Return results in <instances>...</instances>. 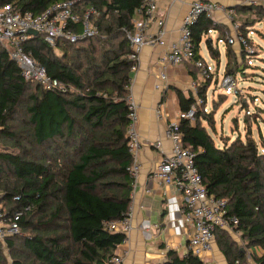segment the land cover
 <instances>
[{
	"label": "trees",
	"instance_id": "trees-1",
	"mask_svg": "<svg viewBox=\"0 0 264 264\" xmlns=\"http://www.w3.org/2000/svg\"><path fill=\"white\" fill-rule=\"evenodd\" d=\"M64 1L0 0V7L14 4L36 15ZM142 1H83V7L96 11L92 21L97 36L75 44L61 42L57 48H50L42 35L26 43L25 50L64 86L63 92L25 81L0 47L1 201L8 205L7 217L22 213L19 229L29 231L0 241L13 264H111L125 239L106 225L130 212L134 182L128 171L127 100L134 62L128 58L125 32L134 31ZM240 10L264 8H237L236 13ZM221 29L204 15L191 26L195 56L186 62L191 74H197L194 62L202 60L204 38L208 55L218 62L219 51L207 35L214 31L221 36ZM229 67L227 59L228 73ZM209 82L198 86L195 98L176 91L180 113L195 109L197 97L204 101ZM194 113L193 121H179L182 145L194 153L207 193L227 202V214L237 219L235 231L254 264H264V153L250 135L216 145L201 125L210 118ZM35 217L37 223L32 222ZM214 241L227 264H247L227 231L216 229ZM162 264L203 262L189 253L179 257L168 251Z\"/></svg>",
	"mask_w": 264,
	"mask_h": 264
},
{
	"label": "built area",
	"instance_id": "built-area-1",
	"mask_svg": "<svg viewBox=\"0 0 264 264\" xmlns=\"http://www.w3.org/2000/svg\"><path fill=\"white\" fill-rule=\"evenodd\" d=\"M86 0H68L48 6L40 14L21 12L16 5L6 4L0 7V47H2L9 58L18 66L21 76L25 81L34 82L49 91H64V86L56 79L51 78L44 67L38 64L32 54L25 50V45L37 35H42L43 41L50 48H57L61 42L70 44L78 43L84 39L98 35V29L93 24L92 17L96 11L92 7H83ZM160 0H143L137 11L140 17L139 23L134 31H126V38L129 42L131 54L129 60L134 62L131 71H135L137 61L143 48L148 45H157L163 48L159 55L157 64L161 72L154 88L161 93L167 89V70L176 68L186 62L193 60L195 53L191 37V26L201 16L213 19L215 13H222L229 22V29L226 30L224 43L227 46H238L241 53L251 55L253 53L247 39L243 36L240 24L236 22L237 8H264V0H236V3L224 7L219 0H198L193 2L186 12L178 39L175 43L167 46L165 43V21L156 16ZM155 27L152 35H147V30ZM36 32V35L30 34ZM197 69L198 80L191 81L188 89L196 96L200 84L212 81V75L204 59L194 62ZM220 88L232 89L237 94V84L233 76L227 75L222 78ZM128 104V148L132 155V164L128 169L130 176L135 183L140 165L138 152L140 149L139 135L136 129L137 105L130 96ZM164 102H159L154 110L155 117L164 121V134L171 143V152L166 154L161 151V142L155 143V148L162 155L160 161L151 172V179L162 186H174L180 193L182 200L181 219L189 226L187 253L193 257L203 259L211 252L216 229H235L238 221L235 217L227 214V202L223 199H216L209 195L202 184L194 164V153L182 145V133L179 128V121L182 119L193 121L194 109L179 113L177 120L164 119ZM150 194L149 191L146 192ZM22 213H15L7 217L0 207V241L19 234L18 221ZM106 229L112 233H121L126 237L133 230L131 212L121 221H114L106 225ZM148 231V227L145 228ZM111 264H122L120 256L110 259Z\"/></svg>",
	"mask_w": 264,
	"mask_h": 264
},
{
	"label": "crops",
	"instance_id": "crops-1",
	"mask_svg": "<svg viewBox=\"0 0 264 264\" xmlns=\"http://www.w3.org/2000/svg\"><path fill=\"white\" fill-rule=\"evenodd\" d=\"M196 1L198 0L159 1L156 16L165 21L167 46L177 41L182 20L189 6ZM219 3L228 7L235 4L236 0H219ZM212 20L222 25L225 31L229 29V22L222 13H215ZM139 21L140 17L137 16L136 25ZM154 32L155 27L151 26L147 30V35H152ZM212 32L214 46L219 51V42H225V39L220 41L218 32ZM204 40L205 38L199 49L201 57V45L204 44ZM225 48L240 52L236 45H225ZM162 52L163 48L155 44L145 46L138 57L135 71H131L129 96L137 105L136 129L140 140L138 152L140 169L131 196L130 212L133 230L126 237L127 241L122 243L115 252V255L122 258V264H162L166 260L168 251H175L179 257L187 254L190 228L181 219L180 193L174 186L159 185L150 177L162 155L155 148V143L161 142L162 152L166 154L171 152V143L164 134V121L155 117L154 110L156 105L163 101L164 119L176 121L180 113L176 91H180L185 97L188 94L193 96L188 89V84L191 81L196 82L198 75L191 74L188 70L189 64L186 63L170 68L166 73L165 93L157 91L154 85L161 72L157 60ZM225 57L227 63L226 50ZM147 191L150 194H147ZM147 227L148 231L145 230ZM225 231L237 233L235 229ZM202 262L203 264H227L216 241L213 242L211 252L205 255Z\"/></svg>",
	"mask_w": 264,
	"mask_h": 264
},
{
	"label": "rangeland",
	"instance_id": "rangeland-1",
	"mask_svg": "<svg viewBox=\"0 0 264 264\" xmlns=\"http://www.w3.org/2000/svg\"><path fill=\"white\" fill-rule=\"evenodd\" d=\"M235 20L242 25L243 34L248 39L253 53L247 55L235 52L225 48L224 42H219L220 54L219 62H217L208 56L207 49L202 44L201 54L212 75V81L206 83L208 88L204 101H201L199 97L196 98L197 106L194 110L210 118V123L202 119L201 125L211 135L216 145L222 146V143L230 145L238 139L244 141L246 136L250 135L259 151L264 153V11L240 10ZM223 28L222 26L223 35L220 36L219 32L217 34L220 41H223L226 36ZM207 38H210L213 43V32L208 33ZM225 50L229 55L230 73L225 69ZM227 75L233 76L237 84L236 95L232 89L220 88L222 78ZM18 122L16 120L15 125ZM1 194L0 192V207L6 213L8 205L1 201ZM32 222L37 223V217L33 218ZM26 234H29V231L20 229L17 237ZM228 234L235 246L244 251L246 263L254 264L240 233ZM16 247H18L17 243ZM12 261L7 246L0 244V264H13Z\"/></svg>",
	"mask_w": 264,
	"mask_h": 264
},
{
	"label": "water",
	"instance_id": "water-1",
	"mask_svg": "<svg viewBox=\"0 0 264 264\" xmlns=\"http://www.w3.org/2000/svg\"><path fill=\"white\" fill-rule=\"evenodd\" d=\"M29 33L33 34V35H36V32H34V31H30Z\"/></svg>",
	"mask_w": 264,
	"mask_h": 264
}]
</instances>
